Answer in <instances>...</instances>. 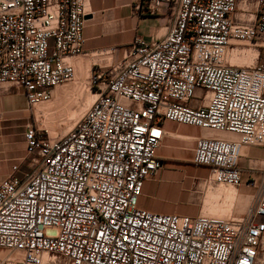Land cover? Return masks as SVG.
I'll use <instances>...</instances> for the list:
<instances>
[{
  "label": "built area",
  "instance_id": "obj_1",
  "mask_svg": "<svg viewBox=\"0 0 264 264\" xmlns=\"http://www.w3.org/2000/svg\"><path fill=\"white\" fill-rule=\"evenodd\" d=\"M164 2L169 32L95 69L96 99L73 128L52 138L24 127L27 157L0 181V264H264V169L240 217L139 207L162 167L163 120L229 134L196 140L206 189L239 187L242 147L264 148V0H244L257 18L243 22L239 0L147 9ZM87 14L85 0H0V84L23 88L30 107L51 100L74 79L67 57L83 50ZM251 48L250 63L231 61Z\"/></svg>",
  "mask_w": 264,
  "mask_h": 264
},
{
  "label": "crops",
  "instance_id": "obj_2",
  "mask_svg": "<svg viewBox=\"0 0 264 264\" xmlns=\"http://www.w3.org/2000/svg\"><path fill=\"white\" fill-rule=\"evenodd\" d=\"M85 4L88 13L84 28L85 43L80 54L67 57L75 68L74 79L68 83H90L95 69L120 60L125 49L137 37L150 43L164 37L170 30L172 14L166 2L154 13L147 9V0H85ZM233 16L239 22L256 20L257 11L254 5H246L244 0H239ZM103 50H110L112 57L102 55ZM254 54V50H249L246 60L249 61ZM27 109L28 101L23 88L9 82L0 84V116L21 118ZM162 126L166 134L157 153L162 167L154 177L145 181L139 207L158 213L191 216L210 212L211 205L208 200L205 201V194L214 190L219 196L226 195L221 194L217 185L206 189L204 180L208 178L209 170L206 166L193 165L194 147L199 137L221 134L173 120H163ZM239 166L243 171V183L237 187V199L247 197L249 204L242 210L237 208L235 196L233 205L223 217H240L247 212L256 189L246 182L252 177L258 178L264 169V148L243 146ZM194 185H198L199 191L194 189ZM165 193L170 194L169 201L163 197Z\"/></svg>",
  "mask_w": 264,
  "mask_h": 264
},
{
  "label": "rangeland",
  "instance_id": "obj_3",
  "mask_svg": "<svg viewBox=\"0 0 264 264\" xmlns=\"http://www.w3.org/2000/svg\"><path fill=\"white\" fill-rule=\"evenodd\" d=\"M232 62L245 64L249 61L246 60L245 56H235ZM95 91L91 83H63L55 88L51 100L40 103L35 107L28 105L27 111L21 118L11 119L0 116V181L11 172V168L15 163H22V160L27 157L24 127L28 123H34L46 136L49 135L52 138L59 137L78 123L96 99ZM194 166L198 167L196 165ZM205 168L209 170L208 167ZM219 187L232 189L233 193L231 195H234L231 198H227V195L224 197L217 195L214 190L208 191L204 199L210 202L209 214L224 216V213L233 205L235 196L237 208L239 207L242 210L249 204V198L247 197L238 200L239 195L236 194L237 187L227 185ZM195 188L199 191L198 185H194ZM224 192L223 189L221 194H224ZM163 197L167 201L170 200L169 193H165ZM223 208L225 209L224 211ZM9 252V249L0 247V259L7 257Z\"/></svg>",
  "mask_w": 264,
  "mask_h": 264
},
{
  "label": "bare ground",
  "instance_id": "obj_4",
  "mask_svg": "<svg viewBox=\"0 0 264 264\" xmlns=\"http://www.w3.org/2000/svg\"><path fill=\"white\" fill-rule=\"evenodd\" d=\"M249 50H254L255 51V53H256V50L255 49H245L244 51H243V53L241 54V55H239V56H246L247 55V53H248V51ZM255 55V54H254ZM254 55H252L251 57H249V62L248 63H250L251 62V58H253L254 57ZM237 56V55H236ZM232 60H233V56H232ZM231 60V61H232ZM235 64H237V63H235ZM246 64V63H245ZM221 134V136H225V135H229L228 133H220ZM220 189V192L224 189V194L225 195H227L226 197L228 198H230V197H232L233 195H231V193H233V190L232 189H229V188H226L225 189V187L223 188H219ZM203 213H207V214H209L210 212L208 211H206V212H203Z\"/></svg>",
  "mask_w": 264,
  "mask_h": 264
}]
</instances>
